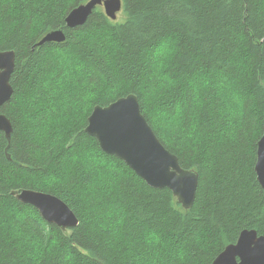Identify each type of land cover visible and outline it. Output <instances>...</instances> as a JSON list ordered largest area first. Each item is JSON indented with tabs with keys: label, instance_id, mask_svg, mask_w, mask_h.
Instances as JSON below:
<instances>
[{
	"label": "trees",
	"instance_id": "trees-1",
	"mask_svg": "<svg viewBox=\"0 0 264 264\" xmlns=\"http://www.w3.org/2000/svg\"><path fill=\"white\" fill-rule=\"evenodd\" d=\"M88 0H0V51H16L0 131V264H213L244 229L264 235L255 172L264 133V0H123L82 26ZM63 29L66 40L37 45ZM136 94L162 143L199 173L191 209L86 132L96 105ZM11 158H8L7 154ZM51 193L62 230L11 194Z\"/></svg>",
	"mask_w": 264,
	"mask_h": 264
},
{
	"label": "water",
	"instance_id": "water-1",
	"mask_svg": "<svg viewBox=\"0 0 264 264\" xmlns=\"http://www.w3.org/2000/svg\"><path fill=\"white\" fill-rule=\"evenodd\" d=\"M97 6H102L106 15L116 20L123 9V1L88 0L68 13L67 26L84 25ZM65 40L64 30L56 29L45 34L37 45ZM15 67L16 51H0V131L5 133L8 147L13 125L1 108L14 94L11 77ZM86 132L98 140L105 153L123 160L150 186L168 188L185 209L193 207L199 188V173L183 168L178 156L162 143L143 114L136 94L120 97L106 106L96 105L88 118ZM257 145L255 172L264 189V133ZM7 156L11 158L9 153ZM11 194L20 202L36 207L47 222L64 231L79 224L71 207L54 194L34 189H16ZM213 264H264V235H259L255 229L242 230L236 242L228 244Z\"/></svg>",
	"mask_w": 264,
	"mask_h": 264
},
{
	"label": "rangeland",
	"instance_id": "rangeland-1",
	"mask_svg": "<svg viewBox=\"0 0 264 264\" xmlns=\"http://www.w3.org/2000/svg\"><path fill=\"white\" fill-rule=\"evenodd\" d=\"M118 16L120 17V14H118Z\"/></svg>",
	"mask_w": 264,
	"mask_h": 264
},
{
	"label": "bare ground",
	"instance_id": "bare-ground-1",
	"mask_svg": "<svg viewBox=\"0 0 264 264\" xmlns=\"http://www.w3.org/2000/svg\"><path fill=\"white\" fill-rule=\"evenodd\" d=\"M123 1V0H122ZM95 11V10H94Z\"/></svg>",
	"mask_w": 264,
	"mask_h": 264
}]
</instances>
